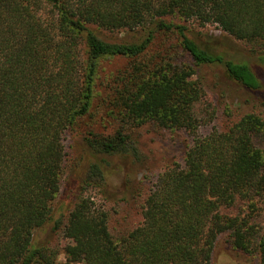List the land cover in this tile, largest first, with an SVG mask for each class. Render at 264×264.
Wrapping results in <instances>:
<instances>
[{
  "label": "trees",
  "instance_id": "trees-1",
  "mask_svg": "<svg viewBox=\"0 0 264 264\" xmlns=\"http://www.w3.org/2000/svg\"><path fill=\"white\" fill-rule=\"evenodd\" d=\"M190 21L218 24L264 63V0H0V264H62L59 247L67 264H215L222 234L264 264V223L254 219L264 213V116L244 113L202 134L196 112L206 68L251 91L262 79L247 57L198 41ZM108 57L130 59L96 105L119 128L89 132L92 149L140 161L133 134L147 123L192 141L180 160L143 175L138 204L112 203L93 162L57 209L78 164L66 137L96 107ZM239 200L247 211H225ZM46 229L55 243L40 238Z\"/></svg>",
  "mask_w": 264,
  "mask_h": 264
},
{
  "label": "rangeland",
  "instance_id": "rangeland-1",
  "mask_svg": "<svg viewBox=\"0 0 264 264\" xmlns=\"http://www.w3.org/2000/svg\"><path fill=\"white\" fill-rule=\"evenodd\" d=\"M193 32L199 36L198 41L209 45L217 51L225 52L227 56L238 58H248L252 63V68L262 79L263 87L259 91H251L240 87V85L230 81L220 68H206L203 72V85L205 94L196 105L197 115L202 123L199 132L206 134L214 126L223 127V124L234 122L242 114L256 112L264 116V63L258 59L257 54L245 50V45L241 40L235 39L225 33L218 24L208 23L200 25L197 21H190ZM161 45L153 46L150 53L160 50ZM130 59L108 57L102 60L101 77L98 99L95 106L103 98L110 96V87L114 85L115 75L124 70ZM111 110V109H110ZM106 107L98 105L94 107L92 113L82 118L68 133L66 143L77 165L69 170L63 180L60 195L56 202V208L66 207L70 201L76 198L81 188L82 180L91 163H100L106 176V194L112 203L121 198H125V207L138 204L141 195H138L136 187L140 184L144 174L156 175L166 169L175 160H180L187 145L192 141V136L185 131L162 130L151 123L138 127L133 136L139 141L142 151L141 160L135 162V158L126 154H106L97 153L89 145L86 136L94 131L101 135H112L119 128L116 115ZM128 176L135 177L132 182L127 181ZM87 192L95 199L101 198L99 189L94 186H87ZM149 188V185L146 187ZM146 189V190H147ZM86 192V193H87ZM102 200V199H101ZM108 199L105 200V202ZM260 205L259 212H264ZM136 213L137 209L134 210ZM231 214L244 213L247 211V204L239 200L234 206L225 209ZM255 221L264 223V213H261ZM41 239L56 242L57 238L51 234L50 229H46ZM58 259L62 264L66 263L64 252L61 250ZM215 264H259L256 254L243 252L234 249L228 242L227 235L222 234L216 243L213 253ZM84 264V263H71Z\"/></svg>",
  "mask_w": 264,
  "mask_h": 264
}]
</instances>
